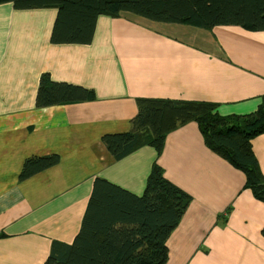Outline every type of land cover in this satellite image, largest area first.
Listing matches in <instances>:
<instances>
[{"label": "crops", "instance_id": "obj_1", "mask_svg": "<svg viewBox=\"0 0 264 264\" xmlns=\"http://www.w3.org/2000/svg\"><path fill=\"white\" fill-rule=\"evenodd\" d=\"M56 8L0 4V264H44L54 239L72 242L94 179L142 194L155 160L190 200L165 264H264V202L246 175L204 142L195 121L162 153L141 146L111 161L102 136L126 132L138 97L207 100L249 114L264 95V31L205 29L132 13L100 15L91 44H54ZM43 73L95 92L92 101L37 105ZM264 174V133L252 140ZM59 162L21 177L30 157ZM164 166V167H163Z\"/></svg>", "mask_w": 264, "mask_h": 264}, {"label": "trees", "instance_id": "obj_2", "mask_svg": "<svg viewBox=\"0 0 264 264\" xmlns=\"http://www.w3.org/2000/svg\"><path fill=\"white\" fill-rule=\"evenodd\" d=\"M15 9L56 8L51 42L91 44L97 19L132 13L159 23H184L205 29L237 25L264 31V0H0ZM95 92L54 81L43 73L37 105L92 101ZM138 111L129 131L102 136L104 151L118 161L141 146L159 156L170 131L190 121L198 124L205 144L246 175L245 187L264 202V174L252 140L264 133V95L249 114L222 115L207 100L136 98ZM59 162L55 154L28 158L21 177ZM190 196L164 175L157 160L138 195L104 177H96L83 220L72 242L54 239L44 264H165L167 240L178 225Z\"/></svg>", "mask_w": 264, "mask_h": 264}, {"label": "rangeland", "instance_id": "obj_3", "mask_svg": "<svg viewBox=\"0 0 264 264\" xmlns=\"http://www.w3.org/2000/svg\"><path fill=\"white\" fill-rule=\"evenodd\" d=\"M55 19H56V18H55ZM161 165L168 166V164L165 163V162H162ZM164 166H163V167H164ZM184 191H185V190H184Z\"/></svg>", "mask_w": 264, "mask_h": 264}]
</instances>
